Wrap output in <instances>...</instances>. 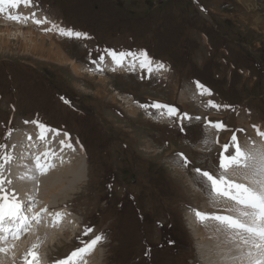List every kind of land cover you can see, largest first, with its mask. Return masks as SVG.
Returning a JSON list of instances; mask_svg holds the SVG:
<instances>
[{"label": "rangeland", "instance_id": "1", "mask_svg": "<svg viewBox=\"0 0 264 264\" xmlns=\"http://www.w3.org/2000/svg\"><path fill=\"white\" fill-rule=\"evenodd\" d=\"M201 1L205 10L185 15L188 8L178 5L183 0H31V6L20 0L10 7L15 16L25 15L20 23L6 19L10 11L0 14V27L13 25L9 36H0L9 44L0 47L1 157L15 128L28 139L41 133L36 122L67 129L81 143L80 150H71L84 167L79 186L65 188L67 202H53L69 210L75 225L67 221L62 228L74 231L78 224L77 238L47 249L50 262L103 236L95 247L99 264H205L189 218L201 230L204 223L194 213L209 216L222 200L213 202L208 184L190 169L215 176L222 145L232 149L231 156L235 136L250 151L256 129L264 132V0ZM42 15L47 25L33 23ZM181 17L186 19L178 23ZM196 21L207 38L190 32ZM27 29L60 43L67 61L22 51V38L13 39ZM60 29L89 38L70 39ZM110 49L147 52L165 72L160 77L137 63L138 69L117 75L104 64ZM197 84L211 95H201ZM98 89L102 96L94 94ZM154 104L179 115L169 120ZM212 124H222L225 132ZM19 147L34 154L44 149L26 142ZM182 151L194 162L187 156V169L180 166ZM5 255L0 264H12Z\"/></svg>", "mask_w": 264, "mask_h": 264}, {"label": "bare ground", "instance_id": "2", "mask_svg": "<svg viewBox=\"0 0 264 264\" xmlns=\"http://www.w3.org/2000/svg\"><path fill=\"white\" fill-rule=\"evenodd\" d=\"M10 13L13 14L12 16H15V14L11 11ZM36 20L44 21L48 19L42 15V17ZM11 26L13 25L9 23H6L1 26L5 29H2L0 27V36H2L3 34L9 36L13 29ZM17 33L19 34L13 40L19 42V37L22 38L23 43L20 46L22 51H30L31 54H43L47 58H52V60L56 61L63 59L67 61V59L65 58L66 55L64 56L63 53H61L62 48L60 47V43L56 44L48 42L44 38L38 37L37 35L33 34L28 29L21 31L19 30ZM46 45H49V47L46 48ZM8 46L9 44L7 42V39L0 37V47H2V49L4 50ZM104 64H106V67L110 70L116 69L115 71H112L114 73H119L117 70H120L122 72L120 74L127 73L123 71L124 69H138L137 65L134 69L130 67V64H132V60L130 58L124 62L123 66L118 67L113 62L112 58H110V56H107L105 57ZM157 64L159 63L152 61V65L149 70L151 72H157L158 75L162 77V74L163 72H165V70H152ZM103 69L106 70L104 67ZM99 81L100 83H105V80L100 79ZM102 91L103 89H98L94 92V94L102 96L100 94V92ZM125 99L127 98L125 97ZM159 125L162 124L159 123ZM21 130L22 129H20L19 127L16 128L13 134L8 138L7 149H9L8 154L9 156H11V162L3 164V160L0 159V164H3L1 176L5 181L4 187L7 189V194L10 196L11 194H15V197L18 199V202L23 206L25 215H27L29 218H31L33 215L37 216L38 222L32 221L31 227L27 230V234L24 235L25 240H23V238H21L20 240H10L9 244H3L0 245V247L11 249L10 251H8V253H6L5 256H7V258H10V260L13 261L12 264H24L25 257L28 254V251L32 249L33 246L39 245V247L36 248L35 252V255L39 257V264H49L47 263V260L49 259V256L47 255V249L52 246L61 247L63 246L64 242H68V239L74 240L77 238L75 234L76 231L79 229L78 224H76L77 230L70 231V228H68L71 233H74L73 238L72 234L67 231V228H62L64 227L63 224L67 221H69V223H74L71 214L69 213V210L63 207L54 208V206H57L56 204L54 205V203L67 202L66 196L70 194L67 190H65V188L70 187L71 189V187H75L74 184H79L80 177L82 176L81 170L83 164L81 163V158L79 156L73 155L74 151H72V153V149L63 146L67 143L65 142L66 140L62 133L57 135V131H48L44 134L45 139L41 140L40 131H36L38 132V135L36 134L37 136L35 138L28 139L26 135L22 133ZM25 142L31 143V146L34 147L44 146V149L42 151H37L34 154V152L32 153L31 150H29L28 148L19 147V145H23ZM253 143H255V145L252 146V149L250 151L246 150L243 146L241 148L243 152L253 157L252 160L247 161L248 166L232 168L226 174V176L228 175V177L230 178L231 182L245 184L248 187H253V185H251L249 181L254 178L253 173L259 154L261 152H264V139H262L261 136H256L252 141L251 145ZM256 148H259L258 151H256ZM45 153H52L53 155L45 156ZM37 156H40L42 161L46 160L49 164L53 166L52 169L48 171L46 175H40L36 171L35 157ZM8 181H11V183H8ZM50 202L54 203L51 204ZM217 202V205H215L217 209L212 212V214H209V216H237L235 212L231 213L228 210L230 209L232 203L227 202L225 200H218ZM232 205L234 206V208L238 207L237 205ZM45 209L47 210L46 212L44 211ZM56 213H62L63 219L59 224H55L54 226V217ZM39 217H43L44 219L40 220ZM189 220V225L192 223L195 225V227L190 225V231H192V235L196 237L195 239L200 238L202 240L201 243L199 242V250L202 255L201 259L205 261V264H250V260L247 257V253H255L257 251L256 249L252 248L251 243H242L238 235L224 227H222L221 229V225L215 221L208 220L204 222L203 225L201 224V232V230H198L200 228L198 226V223L191 217L189 218ZM74 225L72 224L73 228L75 227ZM87 225H89V223ZM60 229L61 233H58ZM43 230L45 232H43ZM248 239L251 240V238ZM72 240L69 242H72ZM84 247L85 246H82L80 249ZM0 254L2 255L3 253ZM98 254L99 251H96L95 249L90 255L84 256L83 259L79 261V264H88L89 261L90 264H99V262L97 263L96 261V257L98 256ZM43 259H45L46 261ZM28 260L30 264H32V258L28 257ZM203 260L202 262H204Z\"/></svg>", "mask_w": 264, "mask_h": 264}, {"label": "snow or ice", "instance_id": "3", "mask_svg": "<svg viewBox=\"0 0 264 264\" xmlns=\"http://www.w3.org/2000/svg\"><path fill=\"white\" fill-rule=\"evenodd\" d=\"M20 0H0V5H7L12 8H16L17 3ZM25 6H31V0H22ZM4 13V8L0 7V14ZM35 14H33L34 16ZM6 19L12 20L14 22H21L19 16H6ZM47 20L37 21L33 19V23L40 25L42 23H47ZM57 27V26H54ZM60 34L62 36L68 37L70 39H88L89 37L81 34L75 33L70 30L65 31L60 29ZM107 51V50H106ZM113 62L118 66H123L124 62L131 58L135 63L130 64L131 68H135L138 63L141 68H151L152 61L149 58L147 52L141 51L139 53L133 52H120L116 53L113 51H107ZM103 57L100 59V63L103 64ZM154 71L164 70L162 64H157ZM198 89H200L201 95H211V93L204 89L202 85L197 84ZM65 103H69L65 100ZM211 107H217L216 105H210ZM142 108L147 110L146 105H141ZM160 116H165L167 119L171 120L173 117H178L176 109L167 107L161 104L152 105ZM164 109L165 111H160ZM182 119H189V117L184 116ZM41 129L40 139H45V133L52 131L46 128L44 125H37ZM212 128L223 131L224 126L222 124H212ZM257 135L264 139V132L256 129ZM59 135V133H57ZM233 147H235V153L231 156H225L222 154L219 163V172L215 176L207 171H201L197 169V175L201 177L210 189V199L215 202V200L221 199L237 205L236 208H230L229 211L235 212L236 217L229 216H207L200 212H195L194 214L201 223L208 220L215 221L219 223L222 227L230 230L239 236L240 241L244 244L251 243L252 248L256 249L255 253L248 252L247 257L250 260V264H264V152L259 154L256 162L255 170L253 173L254 178L249 181L253 187H248L245 184H239L231 182L226 178V174L232 168L247 167V161L252 160L253 157L243 152L237 141L236 137L233 136ZM63 144V142H62ZM71 148V144L63 145ZM2 150V149H0ZM74 151V149H72ZM229 146L224 147V152L227 153ZM45 156H52V153H45ZM0 159L3 160V164L11 162V156L5 154ZM182 161V166L187 167L188 161L183 156L180 157ZM3 164H0V171H2ZM36 171L40 175H46L48 171L52 169V165L46 160L42 161L40 156L35 157ZM31 178V177H30ZM4 179L0 176V245L7 244L10 240H19L24 235L27 234V230L31 227L32 221L38 222V217L33 215L29 218L25 215L23 206L18 202L15 194L8 195L7 189L4 187ZM11 183V181H8ZM248 210V211H245ZM47 211L46 209L44 210ZM63 219L62 213H56L54 217V226L59 224ZM90 230H85V235H89ZM248 238H251L249 240ZM104 237L98 236L96 239L92 240L90 243L86 244L84 248L73 252L71 256L64 261H58V264H79V261L83 259L84 256L90 255L95 247L103 242ZM39 245L33 246L25 257L24 264H30L28 257L32 258V264H39V257L35 255L36 248ZM11 249L0 247V253H7Z\"/></svg>", "mask_w": 264, "mask_h": 264}, {"label": "flooded vegetation", "instance_id": "4", "mask_svg": "<svg viewBox=\"0 0 264 264\" xmlns=\"http://www.w3.org/2000/svg\"><path fill=\"white\" fill-rule=\"evenodd\" d=\"M238 72H240V71H238ZM249 76H251V75H248L247 77H249ZM262 97V95H260V98Z\"/></svg>", "mask_w": 264, "mask_h": 264}]
</instances>
